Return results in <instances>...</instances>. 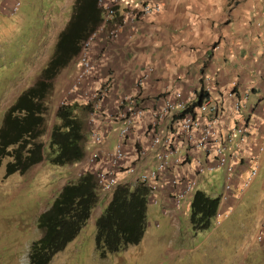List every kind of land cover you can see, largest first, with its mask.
Here are the masks:
<instances>
[{"label": "crops", "instance_id": "0c3cea01", "mask_svg": "<svg viewBox=\"0 0 264 264\" xmlns=\"http://www.w3.org/2000/svg\"><path fill=\"white\" fill-rule=\"evenodd\" d=\"M140 1L120 0L117 14L105 23V27L110 28L114 25L115 17L121 15L125 19L117 36L108 40L101 34L90 49L92 55L102 54L103 60L93 76L84 80L79 87L93 88L107 74L112 78V88L102 101L103 115L95 125L103 139L98 146L93 143L90 152L97 149L102 158L106 152L112 151L117 141L119 121L106 120L107 116L113 113L116 99L120 95L134 92V82L146 68L150 67L151 72L146 75L136 96L137 103L144 108V115L135 120L130 137L131 143L137 141L145 147L149 142L148 134L144 133L150 120L149 111L157 106L159 98L170 95L174 90H180L184 97H195L199 89L204 88L203 79L208 77L209 90L204 91V95L208 93V97L221 107V135L225 136L233 122H242L247 126V134L242 143L237 142L236 137L225 143L224 153L233 165L232 191L224 194L220 209L229 206H232V210L235 208L247 189L236 200L234 194L237 186L251 165L255 164L258 169L253 180L256 179L254 186L258 187L256 201L259 211L255 234L261 233L259 246L264 250V222L261 219L264 213V150L262 153L256 152L260 144L264 147V136L261 135L264 126V0H157L160 4L157 13L136 18L130 13ZM68 64L70 72L65 73L64 68ZM68 64L60 70V78L56 77V82L70 83L73 80L79 69L77 55ZM231 81L236 82L234 90L237 94L248 93L239 111L231 108L230 99L225 95ZM62 92L64 94V90ZM81 96L78 89L68 95L67 101L83 103ZM155 131L161 135H170L171 141L178 147L177 153L184 155L186 146L177 116H167L161 125L155 127ZM85 133L90 134L87 120ZM130 142L126 148L130 150L127 161L135 163L130 156ZM90 152H84L83 159L77 162L73 177L77 176L80 165ZM205 161L212 166V160ZM152 164L153 151L148 150L144 162L138 167L148 168ZM96 166L105 167L106 161L102 159ZM190 166L186 161L177 171L188 176L192 171ZM206 170L213 172L220 168L213 166ZM221 170L223 180L224 169ZM169 175L166 172L161 176L155 197L159 198L161 206L175 210L177 208L171 199ZM64 182H60V187ZM118 183L132 185L134 181L130 176L122 175ZM101 192L106 194L104 197L107 202L111 191ZM222 193L223 187L218 196Z\"/></svg>", "mask_w": 264, "mask_h": 264}, {"label": "rangeland", "instance_id": "374dc122", "mask_svg": "<svg viewBox=\"0 0 264 264\" xmlns=\"http://www.w3.org/2000/svg\"><path fill=\"white\" fill-rule=\"evenodd\" d=\"M72 3L73 0H0V123L6 108L46 65L56 35L70 15ZM113 9L116 15L118 5ZM120 16L114 18V24ZM68 68L69 64L64 68L65 73L70 72ZM144 72L150 73L151 68H146L138 77ZM55 78L47 105V129L57 122L54 109L63 90L59 102L69 100L65 91L72 82H56ZM118 123L119 129L121 124ZM46 139L45 131L40 136L45 159L24 172H6L8 158L0 160V264H29V246L41 234L38 214L50 207L60 182L76 177L73 173L77 162L53 164L46 159L49 150ZM92 146L91 135L85 133L83 151L90 152ZM222 181L221 168L213 172L205 170L175 210L161 206L159 198L156 202L147 201L146 226L141 239L136 244L105 253L95 245V218L107 203L106 194L98 187L99 199L85 224L46 264H264V250L255 234L259 216L256 179L218 224L214 217L203 229L191 224L192 193L201 190L210 197H217Z\"/></svg>", "mask_w": 264, "mask_h": 264}, {"label": "trees", "instance_id": "16d2710c", "mask_svg": "<svg viewBox=\"0 0 264 264\" xmlns=\"http://www.w3.org/2000/svg\"><path fill=\"white\" fill-rule=\"evenodd\" d=\"M101 22L102 9L98 0H73L70 15L56 35L46 65L3 113L0 123V160L8 158L6 172H24L45 159L40 140L45 131L48 161L70 164L83 159L84 118L88 106L70 101L59 104L54 111L57 122L47 129V105L54 78L78 54L81 42ZM205 95L199 89L187 109L197 105ZM98 191L94 174L90 171L67 180L59 188L50 207L37 216L41 234L29 246V264H46L54 252L76 236L99 199ZM147 196V189L138 182L114 186L109 200L94 222L95 245L101 253L118 251L141 239L146 226ZM218 202L219 196L210 197L201 190L192 193L189 220L194 228L208 226Z\"/></svg>", "mask_w": 264, "mask_h": 264}, {"label": "built area", "instance_id": "2783aa9c", "mask_svg": "<svg viewBox=\"0 0 264 264\" xmlns=\"http://www.w3.org/2000/svg\"><path fill=\"white\" fill-rule=\"evenodd\" d=\"M120 0H98V5L103 10V19L93 31L81 42L80 50L77 54V62L79 65L78 72L73 77L72 82L66 89L67 96L78 89L82 94L83 103L88 106L87 111V126L91 135V139L95 145L102 142L103 136L96 129V122L103 115L102 101L109 94L112 88V78L110 75L100 78L93 88L79 86L84 80L93 76L98 65L102 62V54L92 55L90 49L101 34H104L108 40H112L117 36L119 27L124 23L125 19L120 16L118 22L112 27H105L108 21L114 14V6H117ZM160 10V4L157 0H142L138 3L135 9L131 10L133 17H142L152 15ZM149 72H144L134 82V92L132 94H122L115 102V109L106 120L119 121L121 126L117 130V141L112 151L106 152L103 157L98 154L97 149H93L79 167L77 175L84 171H90L94 174L97 186L104 192H110L116 184L120 176H130L134 182L143 185L147 191V199L150 202H156L155 193L159 186L161 176L169 172V186L171 191V199L174 207H178L181 198L189 193L197 183V177L206 169H212L213 166L224 169L223 193L219 195L217 210L214 214L215 223L218 224L222 218L232 210V206L220 209V203L225 199V193L232 191V175L233 165L228 156L224 153L225 143L231 142L235 137L237 142L242 143L246 134L247 126L242 122H233L227 129L225 136L221 135L220 128V112L221 107L218 102L213 101L208 97V93L201 101L188 110V106L195 100V97H184L180 90H174L168 96L159 98L156 107L149 111V122L146 125L144 133L148 134V146H142L139 142H130V137L133 131L135 120L140 119L144 115V108L137 101L136 96L140 86L145 81L146 75ZM203 91L208 92L209 78L203 79ZM83 86V85H82ZM236 82L231 81L230 87L226 90V97L230 99V106L234 111H239L243 103L247 99L248 93L243 92L237 94L235 92ZM65 101H60L59 104ZM184 111V113H182ZM182 113V114H180ZM177 116L178 125L183 134L185 141V152L180 156L177 151L178 147L171 141L170 135H161L155 131V127L161 125L167 116ZM261 135L264 136V126L261 130ZM131 144V159L127 161L130 150L126 149L128 144ZM234 145H238L234 143ZM96 146V148H97ZM153 151V164L148 168L138 167L147 155V151ZM264 147L262 144L257 146L256 152L262 153ZM201 155V157H200ZM212 160L210 166L205 159ZM104 159L105 167H98L96 164ZM130 161V160H129ZM189 162L192 166V171L185 176L179 174L177 168L184 162ZM258 167L253 164L249 168L246 175L240 180L234 194L237 200L244 190L250 185L255 178ZM164 212V211H163ZM264 222V213L262 215ZM257 239L261 240V233L256 235Z\"/></svg>", "mask_w": 264, "mask_h": 264}, {"label": "clouds", "instance_id": "9594fccd", "mask_svg": "<svg viewBox=\"0 0 264 264\" xmlns=\"http://www.w3.org/2000/svg\"><path fill=\"white\" fill-rule=\"evenodd\" d=\"M102 19H103V13H102ZM107 22V21H106ZM59 105V104H58ZM104 192V191H103ZM106 193V192H105Z\"/></svg>", "mask_w": 264, "mask_h": 264}]
</instances>
